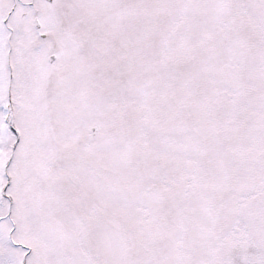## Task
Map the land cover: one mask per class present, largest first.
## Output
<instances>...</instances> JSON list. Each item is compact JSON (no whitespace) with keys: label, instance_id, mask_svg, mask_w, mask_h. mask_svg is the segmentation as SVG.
<instances>
[{"label":"snow or ice","instance_id":"obj_1","mask_svg":"<svg viewBox=\"0 0 264 264\" xmlns=\"http://www.w3.org/2000/svg\"><path fill=\"white\" fill-rule=\"evenodd\" d=\"M0 264H264V0H0Z\"/></svg>","mask_w":264,"mask_h":264}]
</instances>
